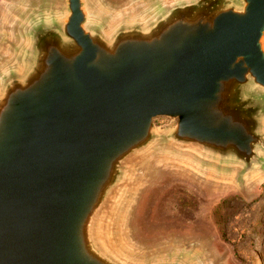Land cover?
Masks as SVG:
<instances>
[{
  "label": "water",
  "instance_id": "1",
  "mask_svg": "<svg viewBox=\"0 0 264 264\" xmlns=\"http://www.w3.org/2000/svg\"><path fill=\"white\" fill-rule=\"evenodd\" d=\"M173 166L247 198L264 176V0L2 9L0 264H222L201 236L135 240Z\"/></svg>",
  "mask_w": 264,
  "mask_h": 264
},
{
  "label": "rangeland",
  "instance_id": "2",
  "mask_svg": "<svg viewBox=\"0 0 264 264\" xmlns=\"http://www.w3.org/2000/svg\"><path fill=\"white\" fill-rule=\"evenodd\" d=\"M12 1L0 0V14ZM167 169L133 223L135 240L201 236L213 256L226 253L222 264H264V176L248 186L247 198L234 186L204 184L178 166Z\"/></svg>",
  "mask_w": 264,
  "mask_h": 264
},
{
  "label": "bare ground",
  "instance_id": "3",
  "mask_svg": "<svg viewBox=\"0 0 264 264\" xmlns=\"http://www.w3.org/2000/svg\"><path fill=\"white\" fill-rule=\"evenodd\" d=\"M144 203H145V199L143 200L142 205H141V208H139L138 212H141V210L143 209Z\"/></svg>",
  "mask_w": 264,
  "mask_h": 264
}]
</instances>
